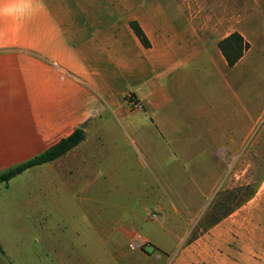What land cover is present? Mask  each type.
<instances>
[{
    "label": "rangeland",
    "instance_id": "rangeland-1",
    "mask_svg": "<svg viewBox=\"0 0 264 264\" xmlns=\"http://www.w3.org/2000/svg\"><path fill=\"white\" fill-rule=\"evenodd\" d=\"M201 6L214 11V38L238 31L249 43L245 61L222 70V110H212L221 123L195 124L189 92L154 112L167 124L159 127L165 140L157 127L138 123L139 112L125 114L131 122L107 112L86 125V141L69 156L47 170L25 171L2 191L0 240L11 264H255L252 254L237 252L232 236L233 211L264 178V0H200ZM211 149L213 169L224 177L208 196ZM148 155L160 158L158 170L147 166ZM26 185L33 195L38 189L36 216L23 203ZM229 212V224L207 235Z\"/></svg>",
    "mask_w": 264,
    "mask_h": 264
},
{
    "label": "crops",
    "instance_id": "crops-1",
    "mask_svg": "<svg viewBox=\"0 0 264 264\" xmlns=\"http://www.w3.org/2000/svg\"><path fill=\"white\" fill-rule=\"evenodd\" d=\"M199 1L0 0V173L52 146L77 126L96 124L107 112L127 122L131 120L125 114L139 112L138 123L157 127L165 140L159 127L167 124L152 117L171 96L183 102L190 92L198 114L194 123L220 124L213 111L222 110L217 93L228 84L223 71L235 70L248 50L229 67L218 47L228 34L214 38V11L198 7ZM131 21L143 30L149 47L135 35ZM216 81L220 89L213 88ZM215 156L211 149L205 173L208 196L224 177L223 170L213 169ZM159 160L148 155L150 170H158ZM48 163L25 171L47 170ZM32 190V185L24 187L23 203L29 215L36 216L38 189L34 195ZM2 191H9L8 183L0 185V202ZM250 201L254 204L247 216ZM233 213L238 236L230 237L237 240V252L252 254L255 264H264V178L253 197ZM227 214L206 234L229 224L231 213ZM243 223L246 230L241 229ZM0 249V264H11L1 240Z\"/></svg>",
    "mask_w": 264,
    "mask_h": 264
},
{
    "label": "trees",
    "instance_id": "trees-1",
    "mask_svg": "<svg viewBox=\"0 0 264 264\" xmlns=\"http://www.w3.org/2000/svg\"><path fill=\"white\" fill-rule=\"evenodd\" d=\"M130 26L144 47H149L150 43L136 21H131ZM219 50L221 51L226 63L229 67L235 65L243 56L245 51L249 49V43L238 32L233 31L218 42ZM86 137L85 123L77 126L73 131L58 140L55 144L43 150L42 152L8 168L0 173V185L7 184L10 179L22 173L26 169L51 162L72 150ZM1 250V249H0Z\"/></svg>",
    "mask_w": 264,
    "mask_h": 264
}]
</instances>
